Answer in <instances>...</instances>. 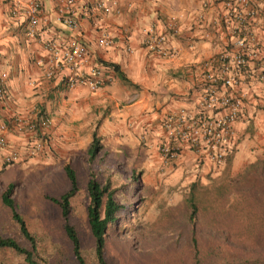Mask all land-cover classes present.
<instances>
[{"label":"crops","instance_id":"0c3cea01","mask_svg":"<svg viewBox=\"0 0 264 264\" xmlns=\"http://www.w3.org/2000/svg\"><path fill=\"white\" fill-rule=\"evenodd\" d=\"M17 1L30 0H0V72L6 75L7 88V96L0 100V118L8 122L13 113L36 117L41 110H49L58 96L64 97L67 108L80 104L91 109L113 102L115 108L93 126L102 144L117 151L128 152L142 144V148L157 153L156 142L163 137L159 125L163 114L177 106L196 109L200 63L231 44L220 22V1L216 0L206 5L203 0H115L114 10L108 12L82 10L73 29L57 19L56 0H38L39 21L34 35L26 33L25 14ZM86 1L76 0L78 5ZM260 7L263 15L253 21V28L264 43V0ZM101 31L111 37L110 45L96 44L95 37ZM158 32L165 34L163 44L169 54L160 55L147 45L146 37ZM72 35L87 48L79 70L87 71L93 64L109 70L110 79L95 91L84 85L64 88L57 74L49 78L44 75L48 51L43 42L64 46ZM103 61L116 63L125 79ZM240 88L243 107L235 122V144L247 163L251 161L247 160L250 151L264 149V78L246 81ZM88 99L94 101L90 106ZM121 100L126 103L121 105ZM50 117L44 147L55 145L58 138L67 140L65 132H58L55 116ZM6 137L10 147L28 151V134H17L9 128ZM179 154L191 158L194 153L182 148Z\"/></svg>","mask_w":264,"mask_h":264},{"label":"rangeland","instance_id":"374dc122","mask_svg":"<svg viewBox=\"0 0 264 264\" xmlns=\"http://www.w3.org/2000/svg\"><path fill=\"white\" fill-rule=\"evenodd\" d=\"M63 99L64 97L58 96L46 112L55 116L53 118L59 127L58 132H65L67 140L58 138L55 145L51 143L52 146H46L37 153L30 154L19 148L17 161L4 163L0 160V194L9 182L13 183L11 196L35 233L37 250L43 258H49L57 247H68L62 230L63 219L45 196L57 195L64 187L67 182L63 171L65 163L75 168L79 178L86 176V146L90 129L115 108L111 105L113 102L91 109L80 104L67 108L68 104H64ZM91 100L88 99L89 106L94 102ZM119 103L122 105L126 102L121 100ZM61 135L63 133L59 134ZM62 144H75V147L69 148ZM236 147L235 144L218 163L204 160L198 162L194 154L191 158L186 155L180 157V152L177 155L180 159L176 156L175 160L165 161L158 151L155 153L148 147L144 149L142 144H136V148L128 152L108 149L102 155L100 151L89 165L105 174H111L120 182H127L132 170H140L139 185L134 192L130 184L116 192V197L121 202L132 203L121 214L119 230L108 234L106 251L134 262L142 259L148 250L187 243L191 227L184 216V206L191 182H195L193 192L198 207L195 235L198 239L221 235L222 228L207 225L206 222L211 215L219 216L223 213L222 207L229 202L228 193H225L226 180L246 164V158L236 151ZM249 155L251 158L247 160L262 157L264 149L261 152L250 151ZM129 195L131 196L127 201L126 196ZM84 197V190L80 185L70 199L68 222L73 224L77 232L80 250L87 264H94L93 237L86 224ZM0 233L21 239L17 225L1 200ZM0 264L25 263L21 256L6 252L0 253Z\"/></svg>","mask_w":264,"mask_h":264},{"label":"built area","instance_id":"2783aa9c","mask_svg":"<svg viewBox=\"0 0 264 264\" xmlns=\"http://www.w3.org/2000/svg\"><path fill=\"white\" fill-rule=\"evenodd\" d=\"M213 1L203 0V4ZM216 1H220L222 7L220 22L230 36V47L222 48L200 63L201 85L196 109L177 106L161 117L159 125L163 137L157 140L156 149L163 159H174L182 148H186L201 160L220 162L236 142L235 122L243 107L241 85L264 78V43L253 28V21L263 15L261 0ZM19 5L26 18L25 31L34 35L40 3L38 0L17 1ZM114 7L115 0H89L83 5H78L76 0H56L55 11L57 19L73 29L82 10L108 12ZM95 26H98L96 22ZM165 38L163 32L152 33L146 37V43L160 55H166L169 51L163 44ZM95 42L107 46L111 44V37L106 31H101ZM43 46L48 51L44 75L49 78L57 74L64 88L84 85L89 91H95L110 79L109 70L101 64H93L87 71L79 70L86 60L87 48L74 35L64 46L49 41L43 42ZM36 63L40 64L41 60ZM5 77V73L0 72V100L7 96ZM51 122L46 111L39 112L36 117L13 113L8 122L0 118V160L8 163L19 159V150L10 147L7 142L9 128L30 137L37 134L27 151L33 153V149L42 146Z\"/></svg>","mask_w":264,"mask_h":264},{"label":"trees","instance_id":"16d2710c","mask_svg":"<svg viewBox=\"0 0 264 264\" xmlns=\"http://www.w3.org/2000/svg\"><path fill=\"white\" fill-rule=\"evenodd\" d=\"M103 63L118 72L116 63L109 61ZM118 75L125 79L120 72ZM33 137L38 136L33 134L29 138L30 143ZM44 145L42 143L40 148L33 149V153L42 151ZM28 147L30 148V144ZM108 149L100 141L94 126L86 146V164L88 163L87 167L85 166L86 176L79 178L75 168L65 163L63 171L67 182L64 187L57 195L45 196L63 219L62 230L68 244V247L55 248L49 258L39 255L35 233L18 210L11 196L13 183L9 182L2 190L0 200L17 225L21 239L11 234L0 233V253L21 256L25 264H87L80 250L77 232L73 224L68 222L71 211L70 199L81 185L85 194L86 224L93 237L94 264H264V156L247 162L242 169L226 180L224 191L228 193V205L221 206L223 209L221 215H211L206 222L207 225L222 228L221 235L204 239H198L195 235L198 207L193 192L195 182H191L184 206V216L191 227L187 243L148 250L139 261L129 262L117 254H109L106 251V240L109 233L119 230L121 214L125 207H131L132 203L121 202L116 197V192L129 184L134 192L139 185L140 170H132L128 181L120 182L111 174L92 168L89 164L94 161L95 156L100 151L104 155ZM200 161L201 158H198V162ZM130 196H126L127 201Z\"/></svg>","mask_w":264,"mask_h":264}]
</instances>
